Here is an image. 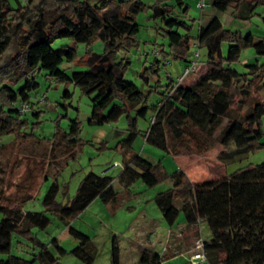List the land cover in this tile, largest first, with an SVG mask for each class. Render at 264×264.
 <instances>
[{"label":"trees","instance_id":"trees-1","mask_svg":"<svg viewBox=\"0 0 264 264\" xmlns=\"http://www.w3.org/2000/svg\"><path fill=\"white\" fill-rule=\"evenodd\" d=\"M208 2L216 13L231 10L233 19L238 22L249 21L255 9L264 6V0ZM111 4L114 10L108 8ZM144 9L141 0H0V94L3 89L8 93L4 98L0 95V137L14 135L17 138L19 130L27 124L21 117L27 116L31 108L22 116L19 108L30 106V93L39 86L35 81L38 73L45 72L46 77L57 83H71L90 97L89 125L115 123L126 115V135L118 144L124 157L119 176L124 189H129L137 180L153 188L169 178L171 188L156 196V206L169 228L175 224L180 211L187 226L199 220L205 223L209 239L202 243V249L208 264H264V165L193 186L181 170L168 176L160 164H152L132 153V144L139 133L137 118L131 117L133 112L138 115V107L150 109L153 117L143 135L144 142L175 157L202 155L219 145L223 150L217 159L228 164L263 148L259 142L264 136L261 127L264 62L258 63V60L264 59V40H256L250 33L242 35L240 31L225 29L218 18L212 17L199 27L195 39L197 47L206 50V74L190 87L178 86L170 77L162 86L158 79H151L157 76L159 61L155 59L149 72L143 69L138 73V78L147 86L145 93L124 80L129 62L117 57L118 53L137 46L139 28L135 16ZM150 9V18L160 23L158 30L167 40L173 58L185 59L191 42L190 27L178 15V12H187L185 0H155ZM55 38L86 47L99 41L104 51L98 55L87 50L78 59L73 48L53 50L51 43ZM223 43L228 44L226 55L222 54ZM246 48H252L256 58L240 73L232 65ZM79 60L86 64V71L74 72L69 77L59 68L63 63L73 64ZM5 84L21 86L15 92ZM253 91L260 92L262 99L248 106ZM152 93L160 94V99L148 106L147 96ZM64 97L70 98V94L65 92ZM17 100L20 106L16 109L13 103ZM244 109V114H240ZM225 119L226 125L210 145L206 147L198 140L205 137L209 142ZM69 130L60 140L63 146L68 138L77 136L78 123L71 121ZM168 138L175 154L169 150ZM58 190L54 183L49 187L42 199V212L24 214L21 210L0 206V264H59L60 258L68 254L84 264L93 263L91 240L81 233L69 229V235L79 245L68 253L58 240L44 244L31 230H45L50 224L48 213L68 225L96 199L104 205L115 206L119 194L113 189L112 179L89 173L80 182L73 199L65 204L56 202ZM24 222L26 229L22 228ZM15 234L32 244L30 259L11 254ZM167 259L144 250L139 263L161 264ZM109 262L120 264L115 237Z\"/></svg>","mask_w":264,"mask_h":264},{"label":"rangeland","instance_id":"rangeland-1","mask_svg":"<svg viewBox=\"0 0 264 264\" xmlns=\"http://www.w3.org/2000/svg\"><path fill=\"white\" fill-rule=\"evenodd\" d=\"M141 1L145 9L135 16V24L139 28L136 35L137 46L128 52L118 53L117 57L129 62L124 71V80L139 87L145 93L148 91L147 86L138 78V73L143 69L149 72L155 59L159 61L156 68L157 76L151 79H158L162 86L166 85L169 77L177 82L185 67L194 62L197 63L196 71L186 76L179 85L187 86L190 81H197L206 74V50L198 48L195 39L201 21L205 23L213 13L218 15L225 29L240 31L242 35L250 33L256 40H264V6H258L249 21L238 22L233 19L231 10L226 13L213 11L208 0H204L206 6L201 10L198 7L200 0H185L187 12L185 14L177 12L180 19L190 27L191 42L185 59L177 60L173 58L164 35L158 30L160 23L150 18V7L155 0ZM108 8L114 10V5L111 4ZM180 33L185 32L180 30ZM64 47L73 48L78 59L82 58L87 50L98 55L104 51V46L99 41L86 47L75 45L66 39L52 40L53 50ZM221 49L222 54L226 55L228 44L223 43ZM155 51L159 52L157 58L154 57ZM160 51L163 53L160 54ZM255 58L252 48L243 49L232 68L242 73L245 71V65L254 62ZM263 62L262 58L258 60V63ZM59 68L69 77L74 72L87 70L86 64L80 60L73 64L63 63ZM35 81L39 86L35 92L30 93L31 112L21 117L27 121V124L19 130V137L16 138L14 135L0 137V206L18 209L24 214L42 212L44 210L42 199L53 183L59 189L56 202L65 204L73 199L80 182L89 173L107 176L112 179L113 189L119 194L115 206L104 205L96 199L68 225L48 213L50 224L43 231L32 229L35 237L44 244H50L56 239L60 246L70 253L79 245V242L68 233L69 229H73L91 240L94 251L92 264H110L114 237L120 251V264H140V256L144 250H150L165 258L175 257L164 260L161 264H189L190 257L200 252L197 249L198 245L209 239V231L201 220L187 226L181 211L172 227L169 228L165 224L156 206L155 198L171 188V180L167 178L153 188H148L137 180L127 190L120 183L119 176L124 157L118 144L126 135L128 127L126 115H122L115 123L102 126L89 125L90 97L81 93L71 83H57L49 79L45 72L38 73ZM151 83L153 84L154 80H151ZM5 86L13 87L16 92L21 85L5 84ZM65 92L70 94V98L64 97ZM5 94L8 93L3 89L0 95L4 98ZM43 97H45L44 101H42ZM159 99L160 94H149L147 105H155ZM260 99L262 94L253 91L248 106ZM13 105L16 109L20 106L18 100ZM137 111V116L136 112L131 113V117L137 118L139 133L132 144V153L152 164H160L168 176L183 169L192 185L198 186L229 177L241 170L264 165V147L228 164L221 163L217 159L218 154L223 150L219 145H215L202 155L189 154L177 157L170 155L144 142L143 135L148 130L153 112L140 107ZM245 111L246 109L240 114H244ZM71 121L78 123V133L75 138H68L67 144L63 146L60 140L69 134ZM226 122V119L222 121L220 129L209 142L205 137H199L198 140L204 142L207 147L224 128ZM261 127L264 130V117L261 120ZM169 140L168 138L167 144L171 150ZM259 143L264 145V136ZM22 228H27L26 222L23 223ZM51 250L56 254L53 248ZM32 253V244L21 235L15 234L12 238L11 254L30 259ZM59 264L84 263L68 254L60 258Z\"/></svg>","mask_w":264,"mask_h":264},{"label":"built area","instance_id":"built-area-1","mask_svg":"<svg viewBox=\"0 0 264 264\" xmlns=\"http://www.w3.org/2000/svg\"><path fill=\"white\" fill-rule=\"evenodd\" d=\"M22 1H25V0H22ZM205 1L204 0H200L199 3H198V7L199 9H204L205 8ZM159 56V52H154V57L157 58ZM195 57L197 58L198 55L196 54ZM196 62L194 63H191L190 65L186 66L184 71H183V74L181 77L178 78V81L176 82L178 85L183 81V79L188 76L191 72H195L196 69H197V66H196ZM45 100V97L42 98V101ZM41 103V102H39ZM42 104V103H41ZM29 105H21V107L19 108V114L22 116L26 113L29 112ZM197 249H199V253L195 254V255H192L189 259V264H208L205 260V256H204V253H203V249H202V244L198 245ZM197 261V262H196ZM199 261V262H198Z\"/></svg>","mask_w":264,"mask_h":264},{"label":"crops","instance_id":"crops-1","mask_svg":"<svg viewBox=\"0 0 264 264\" xmlns=\"http://www.w3.org/2000/svg\"><path fill=\"white\" fill-rule=\"evenodd\" d=\"M212 17H216V18H218L219 19V21L221 22V20H220V18L218 17V15H216L215 13H213L212 14V16L210 15L209 16V19H207V20H205L204 22L205 23H203V20L201 21V23H200V26H204L205 24H207V22L212 18ZM199 26V27H200ZM196 82V80H192V81H190L189 83H188V85L187 86H182V87H190V86H192L194 83ZM178 160V158H176V161ZM181 160V159H180ZM182 172H184L185 173V171H183V169H180ZM162 215V214H161ZM163 219V218H162ZM148 251H150V250H148ZM150 252H152V251H150ZM153 253V252H152ZM155 254H157V253H155ZM159 255V254H158ZM172 258H175V257H171V258H169V259H172Z\"/></svg>","mask_w":264,"mask_h":264}]
</instances>
